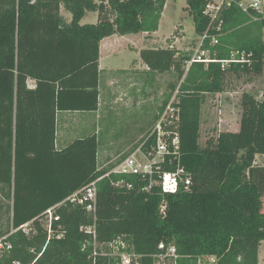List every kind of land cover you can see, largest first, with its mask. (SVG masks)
Returning a JSON list of instances; mask_svg holds the SVG:
<instances>
[{"label": "trees", "instance_id": "trees-1", "mask_svg": "<svg viewBox=\"0 0 264 264\" xmlns=\"http://www.w3.org/2000/svg\"><path fill=\"white\" fill-rule=\"evenodd\" d=\"M208 1L187 0L199 36L210 26L204 12ZM166 3L0 0V238L11 244L0 264L34 262L47 241L40 215L100 177L96 213L62 203L57 225L64 235L52 237L35 264H122L117 257L93 255L86 226H95L100 244L123 239L126 250L140 255L139 264H154L162 242L176 246L178 264H199L210 255L218 264H260L264 163L257 156H264V92L261 98L243 94L239 130L221 131L203 147L199 139L205 94L221 92L228 72L263 71L264 2L263 12L252 10V16L237 6L225 9L219 41L212 43L217 31L210 28L201 45L208 56L202 60L192 61L191 54L172 45L141 51L149 71L177 76L151 125L176 93L180 163L191 177L188 188L181 184L174 192H163L156 185L143 191L145 182L137 175L111 172L116 163L100 168L95 134L56 147L58 110L98 108L102 39L156 32ZM62 7L71 13L70 21ZM87 12H97L98 21L82 24ZM242 52L246 60L239 61ZM221 60L231 61L223 67ZM148 146L146 142L145 150ZM176 166L175 160L163 164L166 170ZM119 181L124 183L117 185ZM30 221L35 232L16 230Z\"/></svg>", "mask_w": 264, "mask_h": 264}, {"label": "built area", "instance_id": "built-area-1", "mask_svg": "<svg viewBox=\"0 0 264 264\" xmlns=\"http://www.w3.org/2000/svg\"><path fill=\"white\" fill-rule=\"evenodd\" d=\"M263 2L264 0L208 1L204 12L210 20V26L206 33L200 36V45H202L204 39L208 36L210 28H215L217 31V34L212 37V43H218V35L221 33L223 26L221 14L225 9L237 6L252 16V10L258 13L263 12ZM203 53H205V51H203ZM242 54V59L239 61L246 60L244 52H242ZM199 60H202L200 56L192 59V61ZM221 61L224 63V67L225 63L231 60ZM176 100L175 93L160 113L158 120L144 143L136 147L129 155L121 160L111 172L137 175L140 180L145 182L141 188L143 191H150L157 185L161 187L163 192H174L181 184L185 185L187 188L191 185V177L187 175V172L180 163V135L177 131L180 122V109L176 106ZM146 142L149 143L147 150L144 148ZM174 160L177 161V166L174 170H166L163 168L164 163H173ZM101 178L102 177L91 181L89 184L70 195L65 201L78 204L85 208L87 212L94 215L97 208V182ZM123 183L124 181H119L117 185H122ZM127 187L132 188L133 184L127 183ZM64 202L49 207L38 218L41 226L45 232H47V241L42 252L38 253L36 259L31 264H35L52 237L60 238L64 235L61 226L57 225V222L61 219L58 209ZM165 210L166 204L164 203L161 206V211L165 213ZM35 228L33 221H30L20 225L16 230H22L26 234H31L35 232ZM82 228L92 235L93 255L100 254L104 257H117L122 264H139L140 255L126 250L127 244L123 239L118 238L108 243L100 244L97 241L95 226H86ZM10 248L11 244L6 241V237L0 238V256L5 250ZM159 249V253L154 255V264H178L180 254L175 245L162 242L159 244ZM94 262H96V260H94ZM199 264H218V258L215 255H210L203 260L200 259Z\"/></svg>", "mask_w": 264, "mask_h": 264}, {"label": "crops", "instance_id": "crops-1", "mask_svg": "<svg viewBox=\"0 0 264 264\" xmlns=\"http://www.w3.org/2000/svg\"><path fill=\"white\" fill-rule=\"evenodd\" d=\"M61 13L69 21L72 19L71 13L63 7ZM97 21V12H87L81 23H96ZM156 32L113 34L102 39L99 59L98 108L91 111L58 110L56 112V147L61 148L76 138L95 134L100 145L98 162L101 168L100 159L102 157L105 156L104 159L109 160L108 158L113 155L120 156L116 166L136 147L144 143L157 111L147 110L146 112L145 110V74L146 71H151L144 62L141 51L145 49L144 36L156 39ZM179 39L182 38H175L172 46L177 44ZM159 74H156L157 77ZM28 85L35 88V80L29 79ZM107 146L108 148L116 146L117 149L111 152L109 149H104Z\"/></svg>", "mask_w": 264, "mask_h": 264}, {"label": "rangeland", "instance_id": "rangeland-1", "mask_svg": "<svg viewBox=\"0 0 264 264\" xmlns=\"http://www.w3.org/2000/svg\"><path fill=\"white\" fill-rule=\"evenodd\" d=\"M187 0H167L159 29L155 38L144 36V47L170 46L175 38L180 37L177 44H174L182 54H191L193 59L199 56H208V52L203 53L200 45V36L195 31L193 17L186 8ZM178 28V29H177ZM177 29V30H176ZM181 33V34H180ZM141 38V35H139ZM175 36V38H174ZM191 62H188L187 68ZM147 72L145 74L146 93H145V110L157 111L158 106L162 103L164 94L171 89V85L176 83L177 76L173 71L159 74ZM148 91H153L149 93ZM245 92L261 98L264 92V67L260 73L237 74L228 72L226 74L223 89L218 93L205 94V102L202 106L201 117V136L200 145L203 147L211 137H216L224 130H238L243 112L242 96ZM155 124V123H154ZM154 126V125H153ZM152 126V128H153ZM146 134L145 139L151 132ZM111 152L116 150V146H108ZM125 154V153H124ZM105 157V156H104ZM104 157L100 159L102 167L115 164L119 158L113 155L109 160ZM257 162L264 163V156L258 155ZM264 202V198H263ZM259 262L264 264V241L259 248Z\"/></svg>", "mask_w": 264, "mask_h": 264}]
</instances>
